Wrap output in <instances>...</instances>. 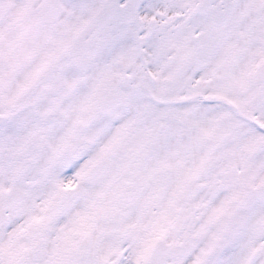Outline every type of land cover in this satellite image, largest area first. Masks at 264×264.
I'll use <instances>...</instances> for the list:
<instances>
[{
	"label": "snow or ice",
	"instance_id": "1",
	"mask_svg": "<svg viewBox=\"0 0 264 264\" xmlns=\"http://www.w3.org/2000/svg\"><path fill=\"white\" fill-rule=\"evenodd\" d=\"M0 264H264V0H0Z\"/></svg>",
	"mask_w": 264,
	"mask_h": 264
}]
</instances>
